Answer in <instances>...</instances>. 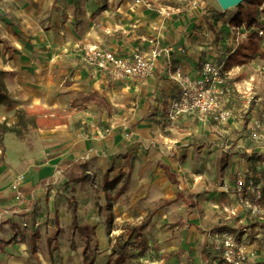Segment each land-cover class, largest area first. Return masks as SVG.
<instances>
[{"label":"crops","instance_id":"crops-1","mask_svg":"<svg viewBox=\"0 0 264 264\" xmlns=\"http://www.w3.org/2000/svg\"><path fill=\"white\" fill-rule=\"evenodd\" d=\"M53 1L38 0L35 6L41 12L48 11L56 6ZM135 1L137 0H80V2L70 0L69 6L73 7V12L69 15L71 22L67 21L68 23L73 24L78 18L85 21L90 16L96 19V22L90 19L94 26L90 23L84 27L83 31L73 26L71 36L72 47L75 48L66 49L67 51L60 47L62 41L56 38L55 29H51L46 34L44 31L39 32L36 36L38 49L29 45H21L16 40L15 31L11 27L4 30L6 40L3 38L0 40V71L6 78L4 86L8 91V96L19 104L16 105V109L20 107L28 111H39L32 116L34 120L43 116L53 118L60 114L58 105L60 97L54 93L57 85L54 84L53 79L59 76L57 72L60 70L66 68L73 70L77 64V58L80 54L83 56L84 48L95 46L119 55H127L134 51L144 53L150 49L149 40L153 39L158 42L160 49L167 50L168 53L156 60L153 74L147 79L112 80L104 74L99 73L97 76L94 74L93 77L97 79L90 82V89L85 90V94L81 97L83 106L79 109L85 111L83 117L86 121H91L87 123V127H90L88 135L82 139L74 140L77 129L61 126L58 117H56L58 120L56 125L47 130L40 129L34 120H31L32 123L29 124L20 117L18 120V125L22 128L20 130L19 126L11 127L13 122L5 120L7 114H1L0 126L13 128L19 135L12 132L0 133L2 134L0 145V264H50L49 256L42 258V248H46V251L51 253L49 255H52V261L55 260L60 248V243L56 238L64 236L68 230L72 239H74L73 236H77L74 242L69 243V255H73L74 263L92 264L95 258L105 256L106 253L117 257L111 253L115 239L124 231V226L138 225L133 223L134 219L131 214L138 201L145 197L132 194L133 180L130 178V172L133 162L140 160L160 162L158 170L163 173L162 181L164 182L161 190L163 194L161 203L145 216L146 218L149 214H153L145 229L146 238L149 237L147 236L149 230L157 231L158 228L154 229L155 225L162 226L163 229L164 227L173 228L170 232L178 230V233H164L167 239L155 238L153 240V243L158 244L157 248L165 252L159 262L179 260V264H202L203 253L197 260L193 256L211 245L213 228L234 227L232 220L236 215L234 205L236 200L228 190L225 191L221 187L222 185L232 186L234 178L232 180L227 177L220 178L216 185L217 192L211 194V200L208 201L209 198H205L204 195L200 198L196 197L197 200H190L187 195H193L194 187L185 186L186 191L181 189L182 178H177L176 173L173 172L176 171L175 163L168 156L170 151L177 150L176 145L179 140L174 134H164L167 130L175 132L174 126L177 123H193L198 129L194 128L193 132L190 129L188 133L180 132V135L185 136L183 140L186 142L187 137L195 136L194 133L197 131L203 130L210 133L211 130L214 131V126L220 125L210 120L203 121L196 115L181 117L173 122L167 118L169 102L178 91L177 84L171 78L172 71L175 68H181L184 73L194 77L205 61L204 53L210 52L213 56L214 51L211 52V47H203L201 40L196 42L197 38L194 37L196 34L194 29L198 24L196 13L191 11L179 14V9L175 11L165 7L161 10L163 12L164 10L173 11L172 16L162 17L158 12L151 11L146 0H142L139 4H135ZM80 6L83 7V13L77 17L75 7ZM94 7L99 11L90 15L89 11L92 12ZM20 17L19 20L26 21L25 16ZM55 17L58 19L61 16L56 15ZM46 19L44 17L41 22ZM50 23L52 24L53 21ZM230 70L234 71L233 68ZM52 76L55 78L48 79ZM68 85L72 86V83ZM162 117L167 124L171 125L169 128H162L163 124H160ZM94 119L97 121L104 119L106 123L110 121L114 125L110 127L111 129L107 127V132L101 135V131L94 127L92 122ZM132 125L131 138L124 139L122 131L118 129ZM31 128L35 130L34 132H38V139L31 144L32 149L24 142L23 137V131L27 132ZM66 139H69L68 144ZM63 142L64 145L61 148L51 149L52 146ZM42 143H47L43 145V148H48L47 152L53 154L49 158L50 162L46 164L39 162L43 155L39 152ZM62 161L74 162L89 173L92 169L102 170L104 171V182L107 181L109 170L126 164L123 183L114 194V200L117 203L114 208V220L123 223L119 229H116L114 222L108 227L109 215L106 216L108 224H102L99 220L93 224L89 222L85 224L78 220V214L74 210L57 206L58 202L54 195L47 192V189L49 190L47 186L51 179L54 181L51 182L52 184L62 181L63 170L56 169ZM107 163L110 167H106ZM165 168L174 174V181L169 179ZM117 170H112L110 175L113 172L116 173ZM7 171L13 173L8 174L9 181L2 178ZM122 172L123 170H120L119 177L123 175ZM17 174L24 175L22 188L25 199L22 201L14 200V194L10 190L12 177ZM76 181L77 179L69 178L65 183L72 187ZM50 191L54 194L52 190ZM226 192L231 194L229 195L231 203L223 206L222 210L219 208V196H224ZM124 195L128 197L127 203L124 202ZM42 211L50 215L53 225L48 223V229L41 226L37 229L22 227L24 222L31 226L34 217L41 220L39 215ZM258 226L261 224H257L256 227ZM45 236H51V239L53 237V243H50L51 239L44 241ZM148 242L146 253L149 247H152L151 241L148 240ZM91 244L98 247V250L95 249L96 252H90ZM253 247L254 244L251 245V248ZM100 249L107 251L96 255L99 251L103 252ZM52 251H55L56 255ZM184 253H191L193 261L188 263L181 259ZM66 255L61 253L59 261L65 262L66 257H69ZM260 255H264V252L261 251ZM142 258L130 261L134 263ZM252 259L251 255L250 260ZM257 260L264 262L263 257Z\"/></svg>","mask_w":264,"mask_h":264},{"label":"rangeland","instance_id":"rangeland-1","mask_svg":"<svg viewBox=\"0 0 264 264\" xmlns=\"http://www.w3.org/2000/svg\"><path fill=\"white\" fill-rule=\"evenodd\" d=\"M37 1L38 0H0V40H2V38L6 40V37H4L6 34L5 31L11 27V29L15 31L16 40L20 42L21 45H29L30 47L38 49L36 36H38L39 32L44 31V34H46V32H49L51 29H55L56 38L62 41V46L60 47L67 51L66 49L75 48L72 47L71 32L73 31V26L83 31L86 25L92 23V26H94L93 22H96V19L90 16L87 17L85 21L78 18L73 24L68 23L67 21L71 22L69 15L73 12V7L69 6L70 0H54L53 3L56 6L53 5L54 7L43 12L35 6L38 4ZM74 1L80 2V0ZM137 1H135V4H139L142 0ZM145 2L149 5L151 11L155 13L158 12L162 17L172 16L171 12L173 11L168 12L164 10L163 12V10H161L165 7H169L170 10L174 9L175 11L179 9V14L182 12L186 14L191 11L196 13L198 18V24L194 29L196 32L194 37L197 38L196 42L198 43V40H201L203 47H211V52L214 51L213 56H211L210 52L204 53V59L209 61L212 60L214 64L217 65L223 64L222 71L224 73L231 71L228 76H223L225 81L224 87L222 88V99L220 100V108L230 113V122L214 126V131L211 130L210 133L199 130L194 133L195 136H188L186 142L183 140L185 136L180 135V132L186 131L188 133L190 129L192 131L194 128H197L193 123L174 124L176 131L171 132L167 130L164 131V134H174L179 140L176 145L177 150L170 151L168 156L171 157L175 163L174 169L176 171L173 172L176 173L177 178H182L183 182H181V189L186 191L187 188L185 186H189L190 188L194 187L193 195H187L190 200L193 201L196 197L200 198L203 195L205 198H209L207 199L208 201L211 200V194L217 192L216 185L219 179L227 177L232 180L237 172L242 173L246 187L249 181H251L253 185L256 184V186L260 187V213L254 216L239 201H234L236 215L232 220V225H234V227L231 228L238 230L237 227H242V229H244L242 230L244 233L239 240L251 250L253 259L250 260L248 264H264V262L257 260L260 257L264 258V255H260L261 251L264 252V177L262 174V170L264 169V56L260 57L255 55L253 59L243 56L244 51L242 48H245L244 46L247 45V43L245 40L239 39L237 35L239 33L238 28H243L248 34L251 33V31L246 24L242 25L244 27H235L231 22L239 12L244 14L246 11L250 12L253 10L258 25H264V2L261 6L254 9L253 7L250 8L249 1L245 0L240 6L226 11L221 10L216 0H146ZM98 11L99 9L94 7L92 12L89 11V14L91 15ZM82 13V6L75 7V15L77 17ZM56 15H60L61 17L57 19L55 17ZM20 16H25L26 21L19 20L21 19ZM44 17L47 19L41 22ZM90 19L93 20V22H90ZM51 21H53L52 24L50 23ZM78 48L82 49V47ZM241 62L244 63L240 64ZM76 63L73 70L71 68L60 70L57 72L59 76L56 79H53L55 78L54 76L48 79H53V82L55 81L54 84H56L57 87L54 89V93L60 97V102H58L60 114L56 116L59 118V124L65 128H76L77 135H75L73 139L79 140L88 135L90 127H87V123L91 122L90 120L86 121V118L83 117L85 111L79 109L83 106L81 97L85 94V90L90 89V82L97 79V77H93V75L95 74V76H97V74L102 73L95 69L94 66L88 64L84 58V54L83 56L80 54ZM231 68H233L234 71L230 70ZM5 80L4 73H0V82L4 84ZM70 83H72V86L68 85ZM6 95L8 100L0 105V116L1 114H7L5 120L13 122L11 127L19 126L18 120L20 117H22L25 122L29 124L32 123L31 120H34L32 116L39 111H28L20 107L16 109V105L19 104L8 96L7 90ZM41 112L43 113V111ZM72 112L75 114H71ZM56 117L47 118L43 116L40 119L35 118L34 121H36L40 129L47 130L56 125L55 123L58 122ZM81 122L85 123L82 124ZM92 122L95 125L94 127L101 131V135L107 132V127L110 128L114 125L110 121L106 123L104 119L99 121L94 119ZM166 122L167 121L162 117L160 124H163V129H167L171 126ZM132 127L133 125L118 129L122 131L124 139L131 138L133 132ZM19 128L22 130L20 126ZM34 131L35 130L32 128L27 132L23 131L24 142L30 149H32L31 144L38 139V132ZM41 140L46 141L44 139ZM66 143H69V139H66ZM44 144L47 143H42L41 151H39L43 154L42 159L39 161L41 164L49 163V158L53 155L47 152V150H49L48 148H43ZM63 145L64 142L52 146L51 149L61 148ZM222 160L225 161L224 165ZM156 163L157 161L155 160H140L132 164V171L130 172V178L133 180L132 194L136 196H145L138 201L133 214L130 213L134 219V224H139L151 209L162 201L163 194L161 190L164 187V182L162 181L163 173L158 170L160 162ZM108 164L109 163L106 164V167H110ZM56 169L63 170V174L61 175L62 181L52 184L51 182L54 181L51 179V181H49V186H47L49 188L47 192L50 195H54L58 202L57 206L59 205L61 208L64 207L65 209L68 208L71 211L74 210L78 214V220L80 222H85V224L86 222L93 224L98 222L97 220L102 224H108L106 216L109 215L110 222L108 227L114 222L116 229H119V226L123 223L114 220V208H116L117 204L114 200V194L123 183V176H125L126 171L125 163L119 167L112 168V170L118 169L116 173L113 172L110 175L112 170H109L107 172V181L105 182L103 181L104 171L92 169L90 173L85 172V168L79 167L77 164H74V162L62 161V164L56 167ZM119 169L123 170V175L121 177H119L121 175ZM10 172L12 173V171L5 172L2 177L5 181L10 180L8 178ZM115 177L116 179H114ZM69 178L77 179L72 187H69L68 183H65ZM50 190H52L54 194H51ZM226 193L227 194H224V196H219L220 209L231 203V198L229 197L231 194L229 192ZM244 194L246 198H248L247 196L250 195V190L246 188ZM123 197L125 198L124 202H126V200H128L127 195ZM223 209L224 208H222V210ZM186 210L188 211L189 209ZM40 214L41 227L48 229V223L53 225V220L50 215L43 211L40 212ZM198 215L200 216L199 213ZM222 222L225 223L226 221ZM254 223L261 224V226L252 227ZM158 226L159 225H155L154 229L158 228L159 230L148 231L147 236L149 237L146 238V242L148 245V240H150L152 247H149V251L143 258L134 263L133 261H127L125 264L180 263H178L179 260H165L164 262H159L165 252L161 251V248H157L158 244L153 243V240H155V238L167 239V235H164V233H178V230L170 232V229L173 228L164 227L163 229L162 226ZM45 237L44 241L51 239V236ZM73 238L76 239L77 236H73ZM52 239L50 243H53ZM74 239L70 237L69 230L66 231L64 236L56 238L60 243V248L57 251V255L55 251H52L53 254L55 253L57 256H55V260L52 261V255H49L51 253L46 251V248H42V258H47L49 256V259H51L50 264H76V262L74 263L73 255H69V243L74 242ZM253 244L254 249L251 248ZM96 248L98 250L97 246L91 244L90 252H96ZM60 250H62V252H60ZM101 251L103 252L99 251L96 255L100 253L104 254L107 250ZM61 253L67 254L66 256L69 255V257H66L65 262L59 261ZM202 253V264H214V261L216 262L215 264H223V260L216 254L211 245L202 251H198L197 255L194 254V259L197 260ZM190 254L191 253L182 254L181 259L190 263L193 261V257H191ZM104 255L105 256L95 258L92 264H113L117 258L107 253Z\"/></svg>","mask_w":264,"mask_h":264},{"label":"built area","instance_id":"built-area-1","mask_svg":"<svg viewBox=\"0 0 264 264\" xmlns=\"http://www.w3.org/2000/svg\"><path fill=\"white\" fill-rule=\"evenodd\" d=\"M238 29L239 39L247 40L248 32L243 28ZM249 30L257 32L260 37L264 38V25L252 26ZM157 43L156 40L150 39L151 47L144 53L134 51L127 55H119L109 50L89 46L84 48L83 54L89 65L94 66L95 69L112 80L147 79L153 74L156 60L168 53L167 50L160 49ZM222 67V64L217 65L212 60H205L194 77L184 73L181 68H175L172 71L171 78L177 84L178 91L169 102L167 112L169 121L173 122L189 115H196L203 121L210 120L214 124H223L229 121L230 113L220 108V97L225 81L223 76H228L230 71L224 73ZM23 181V175H16L11 180V190L17 201L25 199L22 188ZM221 187L225 191L229 188L228 191L235 200L247 208L252 215L260 213V187L253 185L251 181L246 187L241 172L235 174L232 186L222 185ZM246 188L250 190L248 198L244 194ZM40 224V219L34 217L31 226L24 222L22 227L37 229ZM211 246L224 264H248L252 255L244 243L225 230L211 235Z\"/></svg>","mask_w":264,"mask_h":264},{"label":"trees","instance_id":"trees-1","mask_svg":"<svg viewBox=\"0 0 264 264\" xmlns=\"http://www.w3.org/2000/svg\"><path fill=\"white\" fill-rule=\"evenodd\" d=\"M249 7H253L256 9L257 7L261 6L264 0H248ZM240 6V5H239ZM232 24L235 27H241L242 25L246 24L249 28L252 26L259 27L256 16L252 11H246L244 14L239 12L232 20ZM247 45L245 48H242L244 51L243 56L245 58L253 59L255 55L260 57L264 56V38L260 37L257 32L251 31L247 40H245ZM230 57V56H229ZM228 57V58H229ZM231 60V59H230ZM241 62L240 64H243ZM2 73V72H0ZM8 100L6 95V89L2 82H0V105L5 103ZM2 128V126H0ZM6 132H12L16 135H19L17 130L4 127L0 130V133L4 134ZM2 134H0V145L2 142ZM224 161V160H222ZM224 164V162H223ZM166 174L170 180L174 181V174L170 173L168 168H165ZM262 174L264 177V169L262 170ZM256 185V184H254ZM175 201V199H174ZM171 203V202H166ZM153 214H149L140 224L130 226H124V231L115 239V243L112 246L111 253L116 255L117 258L113 262V264H125V262L130 261L132 259L142 258L147 251V242L145 236V229L147 228L148 224L150 223L151 217ZM257 224H254L253 227H256ZM238 230H234L232 228H228L226 226H218L213 228V232H220V231H227L233 234L238 240L243 235L242 227L237 228ZM236 234V235H235Z\"/></svg>","mask_w":264,"mask_h":264},{"label":"water","instance_id":"water-1","mask_svg":"<svg viewBox=\"0 0 264 264\" xmlns=\"http://www.w3.org/2000/svg\"><path fill=\"white\" fill-rule=\"evenodd\" d=\"M245 0H216L222 11L233 9L241 5Z\"/></svg>","mask_w":264,"mask_h":264}]
</instances>
